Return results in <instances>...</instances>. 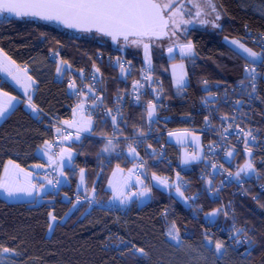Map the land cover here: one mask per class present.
I'll return each mask as SVG.
<instances>
[{
  "label": "trees",
  "instance_id": "1",
  "mask_svg": "<svg viewBox=\"0 0 264 264\" xmlns=\"http://www.w3.org/2000/svg\"><path fill=\"white\" fill-rule=\"evenodd\" d=\"M214 1L222 25L216 32H188L194 51L181 58L188 76L185 88H175L170 73L171 63L180 58L168 60L163 53H152V69L162 81L167 105L163 115L168 130L199 129L206 120L202 97L244 81L243 68L252 62L244 54L238 55L240 51L227 41L236 40L264 53V47L253 41L264 39V0ZM119 44L97 34H76L41 21L0 15V51L26 69L35 85V111L22 103L0 124V179L9 161L25 170L45 165L37 152L59 133L50 120L61 123L73 117L75 97L69 92V79L80 83L97 67L100 93L107 105L127 91L123 72L105 57L114 53L119 59L131 60L135 69L144 63L141 54ZM60 63L66 66L63 76L57 71ZM262 72L264 75V68ZM0 90L19 96L1 79ZM148 117L147 109L128 104L118 113L117 135L146 134ZM92 119L89 136L64 143L73 160L64 170L65 181L58 193L50 192L40 202L16 203L0 195L3 264H264L262 143L253 156L258 174L263 176L260 182L242 177V189L234 184L215 192L201 177L202 165L181 167L180 147L169 143L167 135L161 140L164 161L154 164L142 150L136 151L137 159L130 160L125 143L109 144L102 139L111 133L113 122L100 115ZM253 127L257 139L263 138L264 120L256 119ZM142 159L146 160L143 172L147 181L151 176L171 181L178 174L186 178L189 187H178L186 201L151 186V199L142 206L136 201L124 207L110 206L107 185L114 169L127 170ZM242 164L243 156L238 152L230 167L235 170ZM82 175L84 185L80 187ZM213 212L215 216L210 215ZM170 231L179 239H172ZM216 242L224 245L220 253L216 252ZM3 248L9 253H3Z\"/></svg>",
  "mask_w": 264,
  "mask_h": 264
},
{
  "label": "built area",
  "instance_id": "2",
  "mask_svg": "<svg viewBox=\"0 0 264 264\" xmlns=\"http://www.w3.org/2000/svg\"><path fill=\"white\" fill-rule=\"evenodd\" d=\"M253 41L264 47V39H254ZM55 58L58 59L57 56ZM102 59V57L99 58V60ZM105 59L113 60L115 66L121 69L125 80L123 83L128 87L127 91L122 92L111 105H107L104 95L100 93L101 74L97 67H93L80 83H76L72 78L67 81L68 87L74 82V87H72L74 89L72 95L75 97L73 113L78 108H82L84 113L90 117L100 115L104 121L113 122L114 128L111 133L102 139L113 143H125V151L129 149L142 150L154 164H159L164 161L166 155L161 141L163 136L186 132L195 133L202 137L203 156L200 162L194 164L202 165L201 177L205 183L210 182L215 192L227 185L234 184L242 189L243 185L240 182L242 177L235 178V173L231 168L238 152L245 159H250L254 163L253 170L256 174L252 177V182H260L263 176L258 174L253 156L257 154L261 143L264 146V137L257 139L253 124L258 118L264 120V75L261 67L256 64L245 65L243 68L244 81L220 91H212L202 97L201 111L206 115L202 127L195 130H168L166 118L163 115L167 105L163 101L162 81L154 74L153 69L144 64L135 69L131 60L119 59L114 53L107 55ZM63 66L64 64H59V67ZM246 66L256 68L255 81L248 78L245 73ZM127 75H130V78L126 77ZM128 104L148 111L149 104L155 106L152 117H148L149 126L146 134L136 137L117 135L119 131L118 113ZM40 120H44V116H41ZM50 121L61 132V135H57L50 143L51 147L55 148L61 140H67L71 134L73 135L75 130L65 125V122ZM180 151L181 159L183 155L190 157L195 152L190 146L180 147ZM259 163L263 165L264 160L261 159ZM145 166L146 160L144 159L136 163L135 176L141 181L143 187L148 185L143 172ZM189 166L191 164L183 165L181 161V167ZM35 167L40 178L49 183L50 192L58 193L65 181L64 177L50 166L37 165ZM178 170V168L175 169L177 174ZM165 181L170 184L177 182L178 186L184 188L189 187L188 180L179 174L172 181L170 179ZM131 193H137V188L133 187Z\"/></svg>",
  "mask_w": 264,
  "mask_h": 264
},
{
  "label": "snow or ice",
  "instance_id": "3",
  "mask_svg": "<svg viewBox=\"0 0 264 264\" xmlns=\"http://www.w3.org/2000/svg\"><path fill=\"white\" fill-rule=\"evenodd\" d=\"M207 2L208 6L215 10L214 5L211 4V0H207ZM171 7V4L161 6L156 0H0V15L6 13L17 18L33 17L47 21H57L68 28H75L84 32L94 30L103 36L111 37L113 42L120 38L128 42L129 38L133 37L136 39H132L131 43L138 44L145 37L155 36L159 38L160 35L167 34L165 30L168 28L170 20L175 25L173 18L182 14L183 5L178 6L166 18L164 11ZM197 7L199 6L197 5ZM196 15L200 16L201 12L198 10ZM216 19H219V15H217ZM181 22L189 23L190 21ZM201 23H206V21H201ZM231 43L240 50V52H237L238 55L246 53V58H250L252 63L264 68V53H257L236 40H233ZM144 49L147 53L148 44H144ZM171 51L172 49L169 48V52ZM180 51L182 55H192L193 46L191 43L181 45ZM57 71L60 72L61 69L58 67ZM245 73L250 80L255 81L257 74L255 67L249 68L246 66ZM177 84H182V78L177 81ZM69 87H74V82ZM0 95L7 97V101L0 104V117H2L8 110V106L14 97H9L6 92L0 93ZM29 106L35 111V105L29 102ZM154 108V105L149 104L148 116L150 118L154 113ZM109 144H111V141H109ZM131 151L135 152V149H131ZM8 163L12 165V161ZM12 166L19 168V165ZM246 168L252 169V164L247 163ZM241 171H244V169H241ZM7 172L8 169L5 168V173ZM229 175L232 174L229 173ZM236 175L239 177V173ZM156 179L159 180L160 178L157 177ZM160 183L167 185V181L165 180H160ZM30 187L35 186L31 185ZM0 190L5 192L9 197L20 192H26L28 195L32 194L28 188L15 187L7 182L0 183ZM177 191L179 193V188H177ZM179 194L183 195V193ZM210 215L215 216L216 212ZM52 220L54 221L55 217H52ZM169 235L172 236V239H179L178 234L173 235L171 231ZM244 242L247 243L248 241ZM223 247L222 243L216 242L215 248L217 253H220ZM9 251L8 248H3V253H9ZM137 251L146 255L143 249H137ZM0 264H3V257H0Z\"/></svg>",
  "mask_w": 264,
  "mask_h": 264
},
{
  "label": "rangeland",
  "instance_id": "4",
  "mask_svg": "<svg viewBox=\"0 0 264 264\" xmlns=\"http://www.w3.org/2000/svg\"><path fill=\"white\" fill-rule=\"evenodd\" d=\"M157 3L161 4V6L165 4H171L172 7L168 8L164 11V15L166 18H168L173 10H175L178 6L183 5L182 14H179L175 16L173 19L175 20V25H173L172 21L170 20V25L167 31V36L161 40H153V39H143L141 43L133 44L131 43V40L129 42H120L119 46L123 47L125 49H130L136 53L141 54L143 63L145 66L152 68V53L156 51L157 53H165L166 50H169V48H180L181 45L188 44L190 41L187 39L188 32L190 30H200V31H206V32H216L219 30V28L222 25V16L217 8V5L214 0H211V4L214 5L215 10H213L212 7L208 6L207 0H156ZM197 5L199 7H197ZM201 12L200 16L196 15L197 11ZM217 15H219V19H216ZM181 21H190L189 23H183ZM201 21H206V23H201ZM215 25V26H214ZM228 44H230L235 49L236 46L233 45L232 41H227ZM144 44H148V52H145ZM247 47V46H246ZM250 48V47H248ZM252 49V48H250ZM240 51L239 49H237ZM255 51L254 49H252ZM257 52V51H255ZM260 53V52H257ZM247 57L246 53H242ZM250 59V58H249ZM177 60V59H176ZM254 64V63H250ZM63 70L66 69V66L59 67ZM170 73L172 76V82L173 86L177 89L185 88L188 84V76L186 71L185 62L183 60H177L170 65ZM65 74V71L63 75ZM61 75V76H63ZM182 78V84L178 85L177 81ZM73 88H69V92H73ZM78 113L81 114V116L85 115L83 113L82 108H79L77 110ZM65 125H67L65 123ZM77 131L75 130L74 133ZM84 134H81V136ZM90 135V134H89ZM88 135V136H89ZM73 135L71 134L70 138H72ZM167 137H169V140L179 145V147L183 148L186 146L192 147L195 152L192 156L186 157L182 156V163L183 165L187 164H194L196 162H200L202 160L203 156V149H202V137L195 133H181V134H170ZM65 153L69 154L70 159L73 158V153L66 149L64 151ZM126 156L130 160H135L139 157L138 153L132 152L131 149L125 151ZM68 161V159H66ZM137 163V161H136ZM251 163L252 169H247L246 164ZM71 164H69L70 166ZM254 163L250 159H245L243 157V164L239 169L233 170L235 173V178L237 177V173H239V178L243 177L244 179H249L252 182V177L256 174V172L253 170ZM136 169V165L133 164L130 169L124 170L121 168L116 167L114 171L111 174L110 180L107 185V189L112 191L113 196L116 198L121 193L122 188H130L131 184L128 182L127 177L125 176L127 172L134 173ZM241 169H244V171H241ZM145 176V175H144ZM64 177V175H63ZM65 180V177H64ZM164 180V179H163ZM238 181V180H237ZM168 183V182H167ZM169 184V183H168ZM172 184L177 185V182H174ZM207 187H210V182L205 183ZM171 185V184H169ZM178 186V185H177ZM143 187V186H141ZM140 185H137V188L140 189L137 193H128V195L125 196V201L122 203L121 206H129L132 202L136 201L139 206L144 205L150 200V187L147 185L146 187H143L144 189H141ZM179 187V186H178ZM148 188V189H147ZM147 189V190H145ZM180 190V189H179ZM181 201H183V196H179ZM253 197V196H252ZM256 199L255 195L254 198ZM186 201V200H184ZM91 203V201H90ZM221 211L219 210L218 213Z\"/></svg>",
  "mask_w": 264,
  "mask_h": 264
},
{
  "label": "crops",
  "instance_id": "5",
  "mask_svg": "<svg viewBox=\"0 0 264 264\" xmlns=\"http://www.w3.org/2000/svg\"><path fill=\"white\" fill-rule=\"evenodd\" d=\"M65 70L61 69V71L58 72V75L59 76L63 75ZM0 79L3 82L10 85L12 88H14L19 95L18 97H15V96L8 94L9 97H14V99L11 101V104L8 106V110L5 112V114L2 117H0V124L14 111L15 108L20 106L22 103H24L27 109L33 110L29 106V102H31L32 104V100L34 97V93H35L34 82L30 78L28 71L26 69L16 65L2 51H0ZM263 79H264V76H263ZM0 93H4V92L0 90ZM6 101H7V97L0 95V104L5 103ZM77 110L73 113L72 119L65 122L67 126L77 131L76 133L73 134V137L67 140H61L60 144L58 145L59 146L58 148H53L51 147L50 144H46L42 148H40L37 152L38 156L45 163V166L52 167L62 176H63L64 170L67 167H69V164H72V160H73V158L72 160L69 158V154L64 152L67 149L64 144L65 141H68V140L77 141L81 137H83L81 136V134L89 135L91 134L93 130L92 117L88 116L86 113H84V111L83 113L85 115L81 116V114L78 113ZM58 135L59 136L61 135L60 131ZM167 141L171 144L179 146L176 143L169 140V137H167ZM66 159H68V161ZM12 165H16V164L12 163ZM12 165H10L9 163L5 165L1 179H0V183L7 182L15 187L28 188L32 194L28 195L26 192H20L12 197H9L5 192L0 190V195L6 201L13 202V203L34 202V201L40 202L43 199V197H45L47 194L50 193L49 183L43 180L42 178H40L39 173L36 171V167H33L32 170H25L20 167L14 168ZM5 168L8 169L7 173H5ZM135 171L134 173L127 172L125 175L128 179V182L131 184L130 188H125V187L122 188L120 195H118V197L116 198L113 196L112 191H110L111 198L108 203L110 206L123 207L121 205L125 201L126 199L125 196L128 195L130 190L133 187L137 188V185H140V187L142 186L141 181L138 180L135 176ZM156 178H157L156 176H151L148 180V185L157 187L163 191H167V192L171 191V193H173L178 199H180L179 193H181V191L179 190V193H178L177 185L175 184L169 185L170 183L169 184L167 183V185H165L164 183H160V180H163L162 178H160L159 180ZM31 185H34L35 187H30ZM83 185H84V177L82 175L79 179V186L83 187ZM141 189H144V188L141 187ZM139 190L140 189L137 188V192H139ZM150 199H151V195H150ZM182 200L183 201L185 200L184 197Z\"/></svg>",
  "mask_w": 264,
  "mask_h": 264
},
{
  "label": "water",
  "instance_id": "6",
  "mask_svg": "<svg viewBox=\"0 0 264 264\" xmlns=\"http://www.w3.org/2000/svg\"><path fill=\"white\" fill-rule=\"evenodd\" d=\"M3 15H5V17H6L7 19H33V20L41 21V22H44V23H47V24L55 25V26H57V27H60L61 29H64V30H67V31H71V32L76 33V34H81V33H82V34H97V35H99V36H103L102 34L95 32L94 30L91 31V32H84V31L77 30V29H75V28H68V27H66L65 25H63L62 23H59V22H57V21H47V20H42V19H39V18H33V17L17 18V17H14V16L9 15V14H6V13L3 14ZM169 25H170V23H169ZM168 28H169V26H168ZM168 28L165 30L166 33H167V31H168ZM166 36H167V34H166V35H160L159 38L153 36V37H145V38H143V39H146V40H147V39L161 40V39L165 38ZM103 37H107V38H109V39L113 42V40L111 39V37H108V36H103ZM129 39H136V38L130 37ZM120 40H123V39L120 38L119 40L115 41L114 43H119ZM178 51H180V48L178 49ZM193 51H194V48H193ZM180 52H181V51H180ZM185 56H186V55H182L181 53H180V55H179L180 59L183 58V57H185Z\"/></svg>",
  "mask_w": 264,
  "mask_h": 264
},
{
  "label": "flooded vegetation",
  "instance_id": "7",
  "mask_svg": "<svg viewBox=\"0 0 264 264\" xmlns=\"http://www.w3.org/2000/svg\"><path fill=\"white\" fill-rule=\"evenodd\" d=\"M131 39H129V41H130ZM128 41V42H129ZM120 42H125L124 40H120L119 41V43ZM180 51H178V48H172V51L171 52H169V50H166L165 51V53H164V55H165V57L166 58H168V60H175V59H177V58H180L179 57V55H180Z\"/></svg>",
  "mask_w": 264,
  "mask_h": 264
}]
</instances>
